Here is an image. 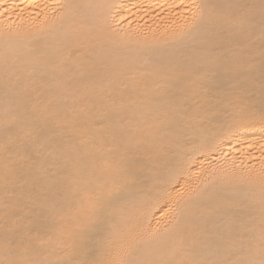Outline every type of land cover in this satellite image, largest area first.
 <instances>
[{
	"label": "bare ground",
	"instance_id": "obj_1",
	"mask_svg": "<svg viewBox=\"0 0 264 264\" xmlns=\"http://www.w3.org/2000/svg\"><path fill=\"white\" fill-rule=\"evenodd\" d=\"M0 12V262H103L115 244L138 261L259 259L261 195L246 178L264 160L262 0ZM177 173L193 199L175 232L136 234L146 204L185 187Z\"/></svg>",
	"mask_w": 264,
	"mask_h": 264
},
{
	"label": "snow or ice",
	"instance_id": "obj_2",
	"mask_svg": "<svg viewBox=\"0 0 264 264\" xmlns=\"http://www.w3.org/2000/svg\"><path fill=\"white\" fill-rule=\"evenodd\" d=\"M262 5H264V0H262ZM193 8L203 9L204 5H197L193 3ZM6 9L5 11H9ZM5 12H0V17H3ZM195 18V13H194ZM233 20H225V23H232ZM235 23L239 25H244L249 22L247 16H239L235 18ZM196 25H193L195 27ZM11 28V25H9ZM4 30L0 27V34H3ZM259 119L264 123V110H261L259 113ZM260 151L262 157H264V145L260 146ZM175 179L179 183L183 182L185 187L182 188L179 192L176 193V197L173 198L169 194L165 193L164 195L157 198L155 204H146L143 208V219L138 220L137 223L133 226V231L136 234H147L152 239H161L166 236L172 235L179 225V216L175 214L177 208L182 202H187L193 199L192 189L187 186V182L181 180L179 173L175 175ZM246 182L249 184H257L260 189V210H261V219L259 226V259H245L238 258L236 260L226 259L221 261H209L205 259H178V260H167V261H138L132 259V252L125 250L123 245L115 244V252L113 258L107 261H84L82 264H264V160L261 161V167L258 171L250 172L246 178ZM167 197V198H165ZM162 205V206H160ZM175 205V207H173ZM92 207L94 209H99L100 202H94ZM159 207V211L163 213V216L159 220H155V209ZM167 209V211H165ZM155 220L157 227L152 228V221ZM0 264H43L40 261H34L31 259H18L0 262Z\"/></svg>",
	"mask_w": 264,
	"mask_h": 264
}]
</instances>
